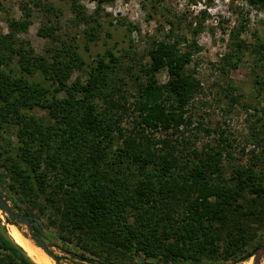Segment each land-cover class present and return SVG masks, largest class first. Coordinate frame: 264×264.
Returning <instances> with one entry per match:
<instances>
[{
	"label": "trees",
	"instance_id": "obj_1",
	"mask_svg": "<svg viewBox=\"0 0 264 264\" xmlns=\"http://www.w3.org/2000/svg\"><path fill=\"white\" fill-rule=\"evenodd\" d=\"M248 2L264 9V0ZM45 30L50 34L51 28ZM0 44V135L3 127L19 126L17 145L0 137L5 142L2 154H6L0 165L5 168L9 161L11 167H7L6 193L48 210L52 223L76 237L82 252L88 254L83 259L97 264L140 260L141 264H239L255 255L261 245L248 248L241 225L227 222L223 216L231 195L207 187L208 180H223L218 154L182 160L176 146L158 148L159 141L143 132L140 138L126 136L113 116L98 112L95 97L103 93L107 71L118 60L115 46L97 54L87 65L84 81L67 85V70L75 59L70 46L62 43V50L45 58L35 56L24 43L15 47L7 38H0ZM175 47L174 43L159 42L150 52L152 70L166 67L170 80L162 90L153 81L144 88L143 98L136 101L140 125L165 131L178 128L183 120L181 109L193 83L182 76L189 52L181 53ZM258 47L264 50V43ZM254 51L263 60L261 52ZM63 54H68L66 59ZM50 91L64 95L53 94L49 99L46 94ZM162 92L176 97L179 112L161 102ZM103 101H108V96ZM45 103L55 125L43 124L24 112ZM96 136L107 145L120 138L123 146H116L113 157L107 152L96 155L91 140ZM135 171L144 172L150 189L137 192L128 186L126 181L136 176ZM244 175L239 172L232 177L238 182V191L253 187V193L262 195L254 177ZM176 178L189 182L197 194L189 199L186 186L177 187ZM182 190L186 193L184 203L177 194ZM214 196L217 199L210 200ZM6 223L16 225L9 219ZM38 232L35 226L32 238ZM220 245L225 248L220 250ZM0 250L19 264H36L1 232Z\"/></svg>",
	"mask_w": 264,
	"mask_h": 264
},
{
	"label": "rangeland",
	"instance_id": "obj_2",
	"mask_svg": "<svg viewBox=\"0 0 264 264\" xmlns=\"http://www.w3.org/2000/svg\"><path fill=\"white\" fill-rule=\"evenodd\" d=\"M48 27L50 34L45 30ZM0 38H7L15 47L24 43L35 56L45 58L62 50V43L67 45L63 47L70 46L75 59L66 69L67 85L84 81L89 63L96 55L115 46L118 60L107 71L103 93L95 97L98 112L113 116L112 119L118 121L115 125L126 136L140 138L143 132L159 141L158 148L176 146L181 159L199 160L208 154H218V169L223 180H208L207 187H218L226 196L231 195V204L223 215L225 220L238 222L248 239V248L261 245L255 254L261 252L264 246V58L262 60L254 50L256 48L264 57V50L258 47L259 43H264L263 8L248 0H0ZM159 42L174 43L179 52H189L182 76L193 83L183 102L180 126L165 131L140 125L136 106L149 82H155L162 90L170 80L166 67L151 68L150 52ZM67 55L63 57L66 59ZM11 57L16 67L17 57ZM53 94L60 98L64 95L50 91L46 96L51 99ZM106 96L108 101H103ZM160 100L168 108L180 111L176 108L175 96L162 92ZM24 112L43 124L57 123L50 117L46 103ZM18 127L12 125L9 130L3 127L0 137L17 145ZM91 140L96 155L107 152L113 157L116 146H123L120 138H115L113 145H107L100 136ZM2 143L5 142L0 141L3 161L6 154H2ZM4 166L6 169L0 165L1 196L14 211L33 219L41 229L42 240L59 263L97 264L83 259L82 256L88 254L82 252L76 237L52 223L48 210L42 211L43 208L33 207L27 199L6 193L9 161ZM146 171L151 173L150 169ZM239 172L245 174L244 178L254 177V184L263 189L262 195L253 193V187L238 191V182L232 177ZM135 173L131 181H126L128 186L137 192L150 189L144 172ZM176 181L177 187L186 186L189 199L197 194L189 182L183 183L180 178ZM177 194L184 203L186 193L182 190ZM216 199L217 196L210 198ZM6 219L7 215L0 209L3 236L12 239L10 226H13L30 238L24 225L8 224ZM223 248L225 246L220 245V250ZM261 261L264 264V258ZM51 262L55 264L52 259ZM0 264L19 262L0 250ZM134 264H141V260Z\"/></svg>",
	"mask_w": 264,
	"mask_h": 264
},
{
	"label": "water",
	"instance_id": "obj_3",
	"mask_svg": "<svg viewBox=\"0 0 264 264\" xmlns=\"http://www.w3.org/2000/svg\"><path fill=\"white\" fill-rule=\"evenodd\" d=\"M0 208L1 210L7 215L9 220H12L13 222L17 224L24 225L30 235V240L40 248L44 253H46L48 256H50L56 264H60L58 258L53 254V252L50 250L49 246L42 240L41 238V229L39 228L38 235L35 238H32L34 227L37 226L33 219L30 216L18 213L17 211H14L8 203L5 201V199L0 194ZM264 246L261 249V252L257 253L253 257V264L260 263V260L264 258Z\"/></svg>",
	"mask_w": 264,
	"mask_h": 264
},
{
	"label": "bare ground",
	"instance_id": "obj_4",
	"mask_svg": "<svg viewBox=\"0 0 264 264\" xmlns=\"http://www.w3.org/2000/svg\"><path fill=\"white\" fill-rule=\"evenodd\" d=\"M10 229H11L12 239L22 247V249L25 251L27 256L34 263H36V264H52V262H51L52 258L50 256H48L46 253H44V251H42L40 248L35 246L34 243L30 240V238L25 234L24 231L22 233H20L13 226H10ZM262 263L263 262L261 261L258 264H262ZM242 264H253V261H252V259H249V260L243 262Z\"/></svg>",
	"mask_w": 264,
	"mask_h": 264
}]
</instances>
